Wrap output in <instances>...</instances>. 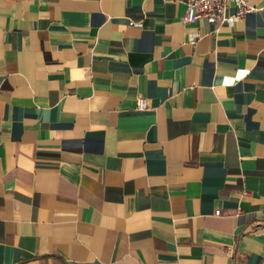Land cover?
<instances>
[{
    "label": "crops",
    "instance_id": "obj_1",
    "mask_svg": "<svg viewBox=\"0 0 264 264\" xmlns=\"http://www.w3.org/2000/svg\"><path fill=\"white\" fill-rule=\"evenodd\" d=\"M249 2L230 26L187 0H0V264H264Z\"/></svg>",
    "mask_w": 264,
    "mask_h": 264
},
{
    "label": "built area",
    "instance_id": "obj_2",
    "mask_svg": "<svg viewBox=\"0 0 264 264\" xmlns=\"http://www.w3.org/2000/svg\"><path fill=\"white\" fill-rule=\"evenodd\" d=\"M232 8L234 9L233 12L230 11ZM252 9L253 6L249 0H187L183 21L192 23L204 18L211 24H228L232 26L236 20ZM130 24H136V22L131 21ZM198 37L197 34L192 35L190 41L195 43ZM137 108L139 110L149 108L148 100L145 96L139 97ZM216 214H220V210H217Z\"/></svg>",
    "mask_w": 264,
    "mask_h": 264
}]
</instances>
